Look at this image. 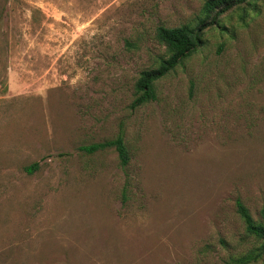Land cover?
<instances>
[{"label": "rangeland", "instance_id": "obj_1", "mask_svg": "<svg viewBox=\"0 0 264 264\" xmlns=\"http://www.w3.org/2000/svg\"><path fill=\"white\" fill-rule=\"evenodd\" d=\"M255 2L139 106L140 73L166 55L157 28L204 0H0V264H233L258 246L237 211L264 208ZM119 135L125 168L82 150Z\"/></svg>", "mask_w": 264, "mask_h": 264}, {"label": "trees", "instance_id": "obj_2", "mask_svg": "<svg viewBox=\"0 0 264 264\" xmlns=\"http://www.w3.org/2000/svg\"><path fill=\"white\" fill-rule=\"evenodd\" d=\"M255 0H204L201 13L196 20L178 26L161 25L156 30L157 41L164 46L166 55L157 60V64L143 70L135 84V104L143 106L158 99L157 84L175 71L184 66L206 43V34L209 29L219 27L224 17L236 9L241 11V19L250 13L256 12ZM114 150L118 154L121 167H127L131 162V152L124 136L102 143L82 147L89 154L105 150ZM38 169L34 164L26 168L29 174ZM237 211L242 219L248 235L252 236L258 246L244 256L235 259L233 264H251L264 255V208L255 218L250 209L241 201H237Z\"/></svg>", "mask_w": 264, "mask_h": 264}]
</instances>
